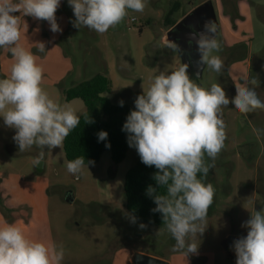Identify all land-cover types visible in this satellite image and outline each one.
Segmentation results:
<instances>
[{
  "label": "rangeland",
  "instance_id": "rangeland-1",
  "mask_svg": "<svg viewBox=\"0 0 264 264\" xmlns=\"http://www.w3.org/2000/svg\"><path fill=\"white\" fill-rule=\"evenodd\" d=\"M61 7L55 14L59 25L66 22L56 48L61 52L45 48L37 55L50 56L48 64L41 58L38 61L44 70L41 86L61 105L70 104L78 115L86 110L83 101L66 102L64 92L97 74L112 81V92L106 97L116 105L123 100V105L135 108L136 97L147 90L151 77L185 64L197 85L208 89L219 83L230 101L236 95V84L245 77L255 78L259 86L249 87L264 102V0H146L143 12L129 10L120 24L103 34L73 27L75 16L68 0ZM190 14L199 15L202 30L206 20L216 23L221 50L213 54L223 61L220 73L200 64V54L176 42L172 29L165 26L168 16L178 20ZM26 22L30 23L28 30ZM20 29L21 34L37 29L48 32L50 26L21 14ZM165 39L176 42L179 50L166 47ZM6 54L8 50L0 48L1 64ZM10 66L5 62L4 71L0 68V79L8 77ZM223 119L227 138L206 177L215 195L205 231L198 236L196 254L172 251L175 241L165 227L133 222L124 183L126 173L140 159L134 147L120 164L112 162L108 151L99 163L73 175L66 169L63 145L52 150L33 146L19 152L12 139L15 129L8 128L2 116L0 224H15L30 240L62 245V264H130L134 252L169 264H236L231 246L247 235L242 224L254 209H264V135L257 138L253 131L264 129V110L242 114L230 103L223 108ZM41 151L44 158L37 164ZM70 197L72 202L67 201Z\"/></svg>",
  "mask_w": 264,
  "mask_h": 264
},
{
  "label": "clouds",
  "instance_id": "clouds-1",
  "mask_svg": "<svg viewBox=\"0 0 264 264\" xmlns=\"http://www.w3.org/2000/svg\"><path fill=\"white\" fill-rule=\"evenodd\" d=\"M60 4L61 0H0V48L8 49L13 57L8 77L0 79V116L8 128L15 129L12 139L19 152L33 146L61 148L80 123L75 108L61 105L43 89L40 58L20 43L21 14L47 21L53 33L62 32L55 15ZM68 4L75 16L73 27L103 34L120 24L129 10L143 12L146 0H68ZM190 29L188 44L195 42L199 63L220 73L223 61L213 54L221 50L216 23L209 19L202 31L194 25ZM37 45L39 52L46 51L43 42ZM165 46L179 50V45L169 39H165ZM187 69L185 64L151 77L122 128L141 162L157 169L153 176L157 187L148 186L146 194L153 198L156 207L152 211L162 215L163 225L175 241L172 251H182L186 256L198 252V236L205 231L208 210L214 202L215 188L205 180L225 147L223 108L231 103L242 114L264 110V102L249 87H258L257 79L243 78V83L235 85L236 95L230 101L221 84L213 83L205 89L190 78ZM123 104L119 101L121 107ZM92 122L87 115L86 123ZM253 131L257 138L264 135V129ZM97 135L99 141L108 137L106 131ZM43 158L41 151L37 164ZM91 164L94 161L86 163L85 157L79 156L66 161V169L78 175ZM160 189L165 191L161 193ZM132 220L135 222V217ZM139 227L144 229L146 225L141 223ZM242 227L248 229L247 235L231 246L236 264H264V209H254ZM64 254L62 245L30 240L15 224H0V264H62Z\"/></svg>",
  "mask_w": 264,
  "mask_h": 264
},
{
  "label": "trees",
  "instance_id": "trees-1",
  "mask_svg": "<svg viewBox=\"0 0 264 264\" xmlns=\"http://www.w3.org/2000/svg\"><path fill=\"white\" fill-rule=\"evenodd\" d=\"M168 16L165 26L171 29L176 24ZM1 71V70H0ZM112 81L103 74H97L77 86L64 92L66 102L73 100L83 101L86 110L80 115L79 125L70 132L63 142V149L67 161L84 156L85 161H94L96 165L105 152L111 153L114 164L125 160L129 152L128 133L122 130L126 117L135 108L116 105L105 94L112 92ZM93 121L86 123V116ZM106 131L108 137L105 141L98 140V133ZM110 144V147H106ZM157 169L146 166L141 159L126 173L124 191L126 207L136 220L149 226L164 228L162 215L153 212L156 207L152 197L146 194L148 186L157 187L153 179ZM199 178V176H198ZM207 181L205 180V183ZM159 190V189H158ZM165 190L160 189L163 193Z\"/></svg>",
  "mask_w": 264,
  "mask_h": 264
},
{
  "label": "crops",
  "instance_id": "crops-1",
  "mask_svg": "<svg viewBox=\"0 0 264 264\" xmlns=\"http://www.w3.org/2000/svg\"><path fill=\"white\" fill-rule=\"evenodd\" d=\"M219 1V0H218ZM64 0H61V4H60V7L58 8V10L60 11L62 9V4H63ZM26 26H27V30L28 28L30 27V23L29 22H26L25 23ZM29 26V27H28ZM50 26V25H49ZM60 28L62 29V32H56V33H53L50 29L48 30V32H46L45 30L43 29H37L35 30L34 32H25L24 34H22V42L21 44H25L24 46L29 49L30 51H32L34 54L38 55L39 54V51H38V45L37 43H40V42H43L45 44V48H52L51 51L52 52H61L57 49H59L57 47V44H59V42H61V39L63 38V35L64 33L66 32L65 28H66V22L63 23V25H59ZM44 31L46 33H44ZM249 30L245 31V33H248ZM242 33V31H241ZM247 37H243L242 39H246ZM57 48V49H56ZM8 50V49H7ZM39 57V56H38ZM41 58V57H40ZM50 56H48V53L46 55V58L42 57L41 60L43 63L45 64H48L49 61H50ZM63 55L60 57L61 61L65 60L63 59ZM5 62L8 63V64H12L13 63V57L10 53V51L8 50V55L6 54V56L4 57V61H2V64L0 63V68L1 70L4 71V68H5ZM239 63H236L234 65L237 66ZM135 254V252L133 253ZM131 255L130 256V264H134V260H133V257L134 255ZM133 256V257H132ZM167 262V261H166ZM169 263V262H168Z\"/></svg>",
  "mask_w": 264,
  "mask_h": 264
},
{
  "label": "water",
  "instance_id": "water-1",
  "mask_svg": "<svg viewBox=\"0 0 264 264\" xmlns=\"http://www.w3.org/2000/svg\"><path fill=\"white\" fill-rule=\"evenodd\" d=\"M191 25H194L197 31H202V28L200 26L199 23H197L196 21V14H190L188 16H186L184 19H182L177 25L176 27L171 31V35L172 37L175 35V31H183L185 33V30L188 29V27H190ZM174 38V37H173ZM183 39H187L188 38H183ZM195 44V42H194ZM193 52L195 53H199L197 51V46L195 44V46L193 47ZM68 202H72V198H68L67 199ZM134 260V264H169L168 262H166L165 260H161L149 255H145V254H138V255H134L133 257Z\"/></svg>",
  "mask_w": 264,
  "mask_h": 264
},
{
  "label": "flooded vegetation",
  "instance_id": "flooded-vegetation-1",
  "mask_svg": "<svg viewBox=\"0 0 264 264\" xmlns=\"http://www.w3.org/2000/svg\"><path fill=\"white\" fill-rule=\"evenodd\" d=\"M183 18H181V19H178V20H176L177 22H176V24L173 26V27H171V29L173 30L175 27H176V25L182 20ZM196 21H197V23H199L200 24V26H201V23H200V20H199V15H196ZM192 26V25H191ZM202 28V27H201ZM191 31V29H190V27H188V29L187 30H185V33L182 31H175V35L173 36L174 37V40L176 41V42H184V43H186L188 46H189V44H188V40L187 39H183V38H188V33ZM195 46V44H194V42L191 44V46H190V48H191V50H193V47Z\"/></svg>",
  "mask_w": 264,
  "mask_h": 264
}]
</instances>
